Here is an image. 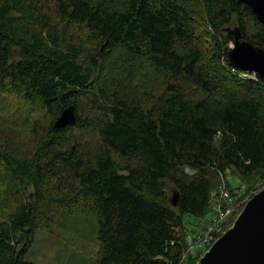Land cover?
Instances as JSON below:
<instances>
[{"label":"trees","instance_id":"trees-1","mask_svg":"<svg viewBox=\"0 0 264 264\" xmlns=\"http://www.w3.org/2000/svg\"><path fill=\"white\" fill-rule=\"evenodd\" d=\"M236 30L264 45V24L240 0H0V92L49 119L35 123L28 152L0 128L19 198L0 221V264H36L28 251L60 208L95 214L94 264H181L219 186L234 187L227 171L243 195L264 172V79L230 65ZM148 70L165 86L145 106L123 91ZM68 105L76 121L55 128ZM208 215L187 227L186 216Z\"/></svg>","mask_w":264,"mask_h":264},{"label":"rangeland","instance_id":"rangeland-1","mask_svg":"<svg viewBox=\"0 0 264 264\" xmlns=\"http://www.w3.org/2000/svg\"><path fill=\"white\" fill-rule=\"evenodd\" d=\"M81 31L84 33L81 28H77L74 34L80 37ZM202 32L204 50L209 52L210 40L207 37L206 24L202 25ZM136 76L133 83L126 87L123 93L125 96L135 98L143 105L149 106L162 93L165 86L164 78L161 74L149 70ZM39 121L45 127L49 119L38 106L33 107L15 94L0 92V128L4 133L7 132V136L15 138L18 149L23 152H28L31 149L29 139L35 132V123H39ZM185 171L193 172L190 169H185ZM227 176L233 186L242 184L237 175L227 171ZM246 180L252 187H249L248 194L243 195L242 193L245 198L252 192L253 186H257V189L262 187L264 172L248 176ZM15 189L14 181L4 171L0 163V221L7 219L19 200ZM173 190L172 184L169 183L170 198L173 197ZM55 213L57 215L51 226L37 231L35 241L30 247L26 259L36 264H94L98 248L95 214L90 210L63 208L56 210ZM186 217H188L187 227L192 230L199 222L204 224L209 215L204 219ZM181 262L184 264L186 260H181Z\"/></svg>","mask_w":264,"mask_h":264},{"label":"water","instance_id":"water-1","mask_svg":"<svg viewBox=\"0 0 264 264\" xmlns=\"http://www.w3.org/2000/svg\"><path fill=\"white\" fill-rule=\"evenodd\" d=\"M246 2L264 24V0ZM107 42L102 46H106ZM232 67L252 71L264 79V45H254L243 39L236 30L235 40L228 52ZM73 105L66 106L54 122L55 128H64L76 121ZM174 192L172 204H177ZM195 264H264V185L253 194L237 215L232 225L210 246Z\"/></svg>","mask_w":264,"mask_h":264},{"label":"built area","instance_id":"built-area-1","mask_svg":"<svg viewBox=\"0 0 264 264\" xmlns=\"http://www.w3.org/2000/svg\"><path fill=\"white\" fill-rule=\"evenodd\" d=\"M240 71V75L244 77H255L257 74L252 71ZM243 190L244 186L229 188L225 181L219 186L218 195L213 204L212 213L205 230L201 232H189L187 235L182 261L186 260L190 255L193 257L202 256L226 231L225 223L228 218L233 214H239L242 210L241 207L245 206L250 198V196L243 197Z\"/></svg>","mask_w":264,"mask_h":264}]
</instances>
